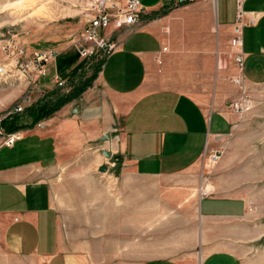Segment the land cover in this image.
Returning <instances> with one entry per match:
<instances>
[{
    "label": "crops",
    "instance_id": "0c3cea01",
    "mask_svg": "<svg viewBox=\"0 0 264 264\" xmlns=\"http://www.w3.org/2000/svg\"><path fill=\"white\" fill-rule=\"evenodd\" d=\"M139 1L142 22L116 33L117 50L83 96L14 147L0 148V242L12 258L35 264H92L57 228L55 186L83 173L93 180L110 151L125 178L179 179L171 194L199 202L200 264H264V146L259 133L245 138L242 131L264 125V0L245 3L257 23L244 29L242 73L229 45L236 0ZM78 63L64 70L73 73ZM239 77L257 105L249 116L231 109L243 95ZM115 132V139L101 142ZM215 152L222 153L219 163L200 172ZM128 189L120 194L124 204L142 194ZM107 204L114 214L116 200ZM142 264H191V256Z\"/></svg>",
    "mask_w": 264,
    "mask_h": 264
},
{
    "label": "rangeland",
    "instance_id": "374dc122",
    "mask_svg": "<svg viewBox=\"0 0 264 264\" xmlns=\"http://www.w3.org/2000/svg\"><path fill=\"white\" fill-rule=\"evenodd\" d=\"M94 1L0 0V64L9 60L5 51L8 43L29 51L51 50L59 54L58 60L52 64L59 65L55 70L64 78L71 79L67 88L61 89L53 79L45 83L42 78L39 86L46 92L44 97L35 92L32 103L26 105L23 113L16 115L15 108L22 103L29 88L23 80L0 78V142L7 133L1 126L2 121L14 117L17 124L28 123L31 119L26 115L30 107L45 99L67 95V91L79 79H92L95 74L98 75L103 59L97 58L85 67L75 51V44L90 18L89 10ZM76 62H79L76 71L64 70L67 65ZM87 68L89 70L86 72ZM54 72L45 77H52ZM256 106L254 104L253 109L244 115H251ZM32 129L23 132L26 134ZM242 131L245 138L252 131L259 133L261 147L264 146L263 123L259 128L250 125ZM117 135V132L113 133L111 140ZM102 157L105 159L102 166H107V172L98 169L93 180L87 179L85 173L82 179L69 177L62 182L56 180L54 204L57 228L65 244L87 255L92 264H142L162 259L186 261L189 256L191 264H200L203 256V221L198 212L199 202L191 200V196L187 199L182 195L179 199L171 194L173 189H178L179 179L130 180L121 175L112 157ZM204 169L210 172L213 165L206 160L199 171L203 172ZM187 179L185 177L183 180ZM123 188H134L142 194L133 196L130 206L129 203H122L124 196L120 194ZM167 191L170 195H167ZM201 192H198L199 195ZM129 197L126 195V200ZM109 198L112 202L116 200L114 214L108 210ZM173 198L181 200L179 205L172 204ZM33 263L32 260L12 258L0 242V264Z\"/></svg>",
    "mask_w": 264,
    "mask_h": 264
},
{
    "label": "built area",
    "instance_id": "2783aa9c",
    "mask_svg": "<svg viewBox=\"0 0 264 264\" xmlns=\"http://www.w3.org/2000/svg\"><path fill=\"white\" fill-rule=\"evenodd\" d=\"M201 1L205 0H175L174 4L181 6ZM245 3L246 0H236L237 15L229 43L232 59L240 73L243 72L245 62L244 29L257 23L254 14L246 12ZM89 12L90 18L75 44L76 54L84 62L85 67L97 58L105 60L115 53L119 45L118 40L115 39L116 33L139 25L142 22L145 8L139 0H95L91 4ZM167 49L165 47L163 50L167 51ZM5 51L9 60L0 64V78L15 76L14 78L26 81L29 88L22 103L15 108L17 115V113L24 112L27 104L32 103L35 92L44 97L46 92L42 90L39 83L42 78L47 76V67L58 60L59 54L51 50L29 51L24 47H16L13 43L6 44ZM88 70L87 68L85 71ZM52 79L61 89H66L71 80L63 78L57 71L53 73ZM235 83L241 87L243 95L231 103V109L237 114L244 115L253 109L254 102L249 93L245 91L242 78H236ZM43 127V122L36 126L38 129ZM24 135L23 131L6 134L2 137L0 145L12 148ZM221 154L213 153L208 159L209 164L211 166L218 164Z\"/></svg>",
    "mask_w": 264,
    "mask_h": 264
},
{
    "label": "trees",
    "instance_id": "16d2710c",
    "mask_svg": "<svg viewBox=\"0 0 264 264\" xmlns=\"http://www.w3.org/2000/svg\"><path fill=\"white\" fill-rule=\"evenodd\" d=\"M97 75L92 79H79L74 83L70 93L58 98L45 99L42 102L30 107L27 110V115L30 117V122L17 124L14 122V117L2 121L1 126L7 131L6 134H12L26 129L34 128L39 122L48 120L55 115L62 107L72 103L82 96V94L92 86Z\"/></svg>",
    "mask_w": 264,
    "mask_h": 264
},
{
    "label": "water",
    "instance_id": "95a60500",
    "mask_svg": "<svg viewBox=\"0 0 264 264\" xmlns=\"http://www.w3.org/2000/svg\"><path fill=\"white\" fill-rule=\"evenodd\" d=\"M79 112V110L78 109H76L75 110V114H77ZM111 140V135L110 134H107V135H105L104 137H102L101 138V142H107V141H110ZM105 156L107 157V158H111L112 157V153L111 152H105ZM107 166H102L101 168H100V171L101 172H107Z\"/></svg>",
    "mask_w": 264,
    "mask_h": 264
},
{
    "label": "bare ground",
    "instance_id": "6f19581e",
    "mask_svg": "<svg viewBox=\"0 0 264 264\" xmlns=\"http://www.w3.org/2000/svg\"><path fill=\"white\" fill-rule=\"evenodd\" d=\"M56 61H57V60H56ZM56 61H55V62H56ZM104 61H105V60H103L102 62H104ZM55 62H54V63H55ZM52 64H53V63H52ZM12 68H13V67H12ZM8 69H9V68H8ZM86 72H87V71H86ZM58 73H59V72H58ZM60 74H61V73H60ZM48 76H49V75H48ZM61 76L63 77L62 74H61ZM14 77H15V76H14ZM14 77H10V78H14ZM63 78H64V77H63ZM66 78H67V77H66ZM18 80H19V79H18ZM50 80L52 81V77H50ZM23 82H24V84H25L26 87H27V83H26V81L23 80ZM27 88H28V87H27ZM58 88H59V87H58ZM71 90H72V88H71ZM71 90H70V91L68 90L67 92L70 93ZM43 123H44V122H43ZM1 145H2V144H1ZM1 145H0V148L3 147V146H1ZM8 148H9V147H8Z\"/></svg>",
    "mask_w": 264,
    "mask_h": 264
}]
</instances>
